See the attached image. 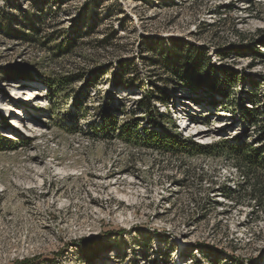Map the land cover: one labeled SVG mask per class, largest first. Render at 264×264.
I'll return each mask as SVG.
<instances>
[{
  "label": "rangeland",
  "instance_id": "1",
  "mask_svg": "<svg viewBox=\"0 0 264 264\" xmlns=\"http://www.w3.org/2000/svg\"><path fill=\"white\" fill-rule=\"evenodd\" d=\"M9 7L31 11L40 41H58L42 49L0 33V134L24 141L0 151V264H264V211L233 162L163 156L95 130L109 106L139 133L152 116L195 144H256L242 108L264 118V0H0ZM63 37L77 46L54 56ZM173 45L200 50L212 77L239 79L225 96L181 90L155 66ZM21 70L31 80L6 75ZM67 76L76 81L53 96L45 80Z\"/></svg>",
  "mask_w": 264,
  "mask_h": 264
},
{
  "label": "trees",
  "instance_id": "2",
  "mask_svg": "<svg viewBox=\"0 0 264 264\" xmlns=\"http://www.w3.org/2000/svg\"><path fill=\"white\" fill-rule=\"evenodd\" d=\"M0 16V33L5 34V36H8L13 40L32 42L39 45L42 49L58 41L55 39V33L48 37L44 36L41 41L38 39L39 35L33 24V22H35V17L28 9H20L16 14L12 9L10 10V7L6 10L0 9ZM258 36L263 37V39L258 40L255 50L256 52L259 51V56L262 57L260 49H264V31H260ZM77 42L78 37H63L55 46L49 48L54 52V56H63L70 53L77 46ZM184 48L185 47L181 48L173 45V51L166 54L167 58H163L164 61L160 63L155 62V66H162V68H165L170 74V77L175 80V84L179 86L181 90L192 92L193 90H197V87L201 89L203 88L211 93L225 96L226 87L230 84H234V82L239 79L238 76L236 77V75L232 73H224V75H222L223 79L214 76L213 78L212 72L208 71L209 68L205 63L207 62L205 59L207 57H205L200 50L195 51L189 48ZM152 62L154 63V61ZM206 71L207 73L204 78L203 73ZM6 75L13 83L31 80V75H27V73L24 75L23 70L19 71L17 76L10 74L9 72ZM75 81L76 79L67 76L59 79L47 78L45 83L53 96H57L63 94L65 92L64 90ZM171 82L174 81L171 79ZM262 83L264 84V75L261 78V84ZM118 84L119 83H116V85ZM258 96V89L249 92V102L255 103ZM150 97H153V94H151ZM155 99L161 104L168 105V102L163 98L156 97ZM145 101L146 98H143V101L140 103L141 107L144 106L143 103ZM242 110L246 115H244V118L251 120L258 129L260 139L256 144H249L247 141L241 140V138H237L235 142H229V140L226 139L216 141L209 145L195 144L178 135L176 126H174L173 131H157L155 126L158 127L162 123L156 122L152 116L148 117L150 127L144 128L143 132L139 133V124L136 119H130V121L124 123L119 122L118 118L112 115L109 111V106L104 114V122L102 126L97 127L95 130L104 137L118 138L128 145L150 150L163 156L178 157L185 153L196 152L200 155L227 158L233 162L235 168L243 177L246 195L258 203L260 207L262 206V210L264 211V118H261L259 112L253 109L249 110L242 108ZM116 131H118V133L115 137ZM22 142L11 140L0 134V151L16 150ZM222 190L226 196H228L230 192H234H228L226 189ZM39 260H43V262L38 263ZM35 263L55 264L42 257L34 260H25L18 264ZM193 264H201V262L200 260L195 259ZM212 264H228V261H218Z\"/></svg>",
  "mask_w": 264,
  "mask_h": 264
},
{
  "label": "bare ground",
  "instance_id": "3",
  "mask_svg": "<svg viewBox=\"0 0 264 264\" xmlns=\"http://www.w3.org/2000/svg\"><path fill=\"white\" fill-rule=\"evenodd\" d=\"M13 87L14 88H18L19 85H13ZM35 91L36 90L33 89L31 92H29V94L27 93L29 99H33V101H36L37 100V93ZM22 126L25 127L22 123L17 124V129L21 128Z\"/></svg>",
  "mask_w": 264,
  "mask_h": 264
}]
</instances>
